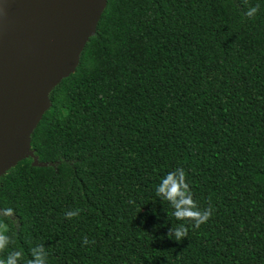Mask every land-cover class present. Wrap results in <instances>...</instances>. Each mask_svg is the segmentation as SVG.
Segmentation results:
<instances>
[{
    "label": "trees",
    "instance_id": "1",
    "mask_svg": "<svg viewBox=\"0 0 264 264\" xmlns=\"http://www.w3.org/2000/svg\"><path fill=\"white\" fill-rule=\"evenodd\" d=\"M107 0L50 91L32 157L0 175V221L48 264H264V0ZM183 167L193 229L155 195ZM134 203H129V201ZM82 209L66 219L64 213ZM188 237H167L172 224ZM87 236L95 243L82 245Z\"/></svg>",
    "mask_w": 264,
    "mask_h": 264
},
{
    "label": "water",
    "instance_id": "2",
    "mask_svg": "<svg viewBox=\"0 0 264 264\" xmlns=\"http://www.w3.org/2000/svg\"><path fill=\"white\" fill-rule=\"evenodd\" d=\"M107 0H0V175L32 157L49 93L73 73Z\"/></svg>",
    "mask_w": 264,
    "mask_h": 264
},
{
    "label": "clouds",
    "instance_id": "3",
    "mask_svg": "<svg viewBox=\"0 0 264 264\" xmlns=\"http://www.w3.org/2000/svg\"><path fill=\"white\" fill-rule=\"evenodd\" d=\"M246 7L245 16L254 19L260 11V5L248 6V0H242ZM155 195L161 201H166L172 211L168 215L174 216L177 221H188L193 229L200 226L211 218L213 208L209 205L207 208H200L193 198L190 184L187 182V173L183 167H177L169 171L156 185ZM134 203V201H129ZM82 209H72L64 213L66 219H72L79 216ZM16 211L12 207L0 209V221L12 219ZM189 226L181 223L172 224L168 229L167 237L177 242H183L188 237ZM13 238L8 234V229L4 223L0 222V253H3L10 244H13ZM94 244L95 241H89L87 236L82 237V245ZM0 264H48V251L44 244H36L30 248V258L25 259L24 253L13 248L6 256L0 257Z\"/></svg>",
    "mask_w": 264,
    "mask_h": 264
}]
</instances>
